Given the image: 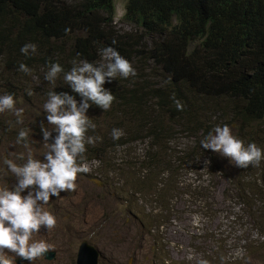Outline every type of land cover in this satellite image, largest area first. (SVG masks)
Listing matches in <instances>:
<instances>
[{
  "label": "trees",
  "instance_id": "obj_1",
  "mask_svg": "<svg viewBox=\"0 0 264 264\" xmlns=\"http://www.w3.org/2000/svg\"><path fill=\"white\" fill-rule=\"evenodd\" d=\"M126 7L123 20L136 27L131 31L117 28L115 0H0V68L17 69L25 62L47 70L49 59L68 62L60 57L65 48L54 44L72 35L77 36L71 53L80 61L99 64L105 48L118 49L138 75L113 79L105 87L116 97L115 120L129 128L118 141L103 136L101 146L122 148L129 157L128 147L145 143L139 146L140 177L127 180L135 196L150 187L164 195L184 188V195L209 201L215 178L227 175L200 146L213 123L234 124L237 136L264 147L258 141L264 137V0H128ZM29 41L38 44V53L26 58L20 48ZM173 94L184 103L182 111L170 99ZM182 139L185 146L174 150L173 143ZM188 170L198 175L199 184L181 181ZM242 171L246 175L232 181L237 190L230 185L227 192L243 204L246 217L259 215L251 223L263 230L264 210H255L264 209V161ZM204 177L211 179L207 186ZM155 197L161 214L152 211L141 222L153 236L167 224L160 221L162 212L175 209L173 199ZM211 264H219L217 258Z\"/></svg>",
  "mask_w": 264,
  "mask_h": 264
},
{
  "label": "rangeland",
  "instance_id": "obj_2",
  "mask_svg": "<svg viewBox=\"0 0 264 264\" xmlns=\"http://www.w3.org/2000/svg\"><path fill=\"white\" fill-rule=\"evenodd\" d=\"M126 1L115 0L116 19L121 30L133 29L120 20ZM76 36L72 35L54 44L65 48L64 53L60 54L61 58L69 59L68 62L62 63L65 70L71 68L73 61H80L71 53ZM105 62L107 56L104 53L100 63ZM31 69V75H26L20 71L17 73V69L11 66L0 68V94L14 93L17 107L25 109L23 124H16V117L11 113L0 114V158L8 155L15 157L16 154L25 152L23 146L12 147L17 131L21 127H31L33 139H42L40 123L47 124L42 105L47 98L48 90L58 85L56 91L71 93L70 87L63 85L62 78L53 85L44 80L46 70L40 69L37 65ZM8 76L9 79L4 80ZM27 89L33 91L32 96L27 95ZM229 113L226 111V114ZM88 115L97 124L95 130H90L96 142L94 145H87L83 161L91 171L78 174L75 191L61 192L59 198L52 197L48 204L42 205L44 210L56 215L57 224L51 230L42 227L39 233L33 234L32 239L47 240L52 244L55 249L49 252H55V258L48 259L45 256L37 259L34 264H77L79 247L85 240L100 250L99 264H197L200 258H206L210 262L217 258L221 264L222 256L225 258V264H264V219H261L263 230L253 226L251 222L258 220L259 215L253 216L252 219L246 217L247 210L244 211L243 204L234 199V193L227 192L235 178L246 175L242 171L245 168L237 167L228 157L209 149L213 160L227 170V175L214 180L216 188L212 193L213 199L201 203L199 199L197 201L184 195V188L175 193L168 194L166 191L167 195H164L160 192L155 194L156 189L150 187L143 189L141 195L135 196L127 180L140 177L142 165L139 167L138 165L141 164L143 151L139 146L142 149L145 143H136L138 146L128 147L131 150L129 157H126L127 151L122 148L114 146L115 149L105 150L100 144L103 136L107 139L112 138L111 131L114 127L122 129L124 134L125 128L129 127L122 125L124 124L122 121L115 120L116 115L112 107L105 112L100 107H90ZM10 123L13 125L11 129ZM216 124L222 125L220 120L212 126ZM107 125H110L109 128ZM231 127L233 134L237 135L235 125ZM254 130L261 133L263 129L261 126H255ZM239 137L246 143L249 141L241 135ZM258 141L264 143V137ZM186 142L185 139L177 140L172 147L180 151ZM32 146L34 152L43 151L39 141H35ZM138 153L141 154L137 156ZM110 169H113L111 173ZM165 178L169 183V177ZM181 178V181L185 180V186L200 183L197 181L198 175L191 170L184 172ZM204 179L206 183L203 184L207 186L211 179L210 177ZM15 183V177L0 175V186L11 187ZM238 185L233 183L231 190L236 191ZM161 188L166 189L163 185ZM205 190L211 193V189ZM26 192L27 190L25 194ZM228 195L232 197L231 201ZM155 196L165 201L167 197L173 199L175 209L173 213L162 212L160 221L163 223L165 219L167 224L153 236L141 222L152 211L161 214L162 203L158 202ZM167 203L172 205L170 201ZM262 210L264 209L257 208L255 211ZM2 255L12 260L13 264H32L28 260L19 263L17 259L21 257L8 249H5Z\"/></svg>",
  "mask_w": 264,
  "mask_h": 264
},
{
  "label": "clouds",
  "instance_id": "obj_3",
  "mask_svg": "<svg viewBox=\"0 0 264 264\" xmlns=\"http://www.w3.org/2000/svg\"><path fill=\"white\" fill-rule=\"evenodd\" d=\"M127 1L120 20L130 25L123 20L127 13ZM116 22L118 25L117 19ZM130 26L133 29L123 30L136 28ZM20 52L30 58L38 53V44L26 42ZM104 52L107 62L97 64L86 59L73 61L68 70L59 60L49 59L47 62L44 80L56 85V81L62 78L63 85L69 86L71 93L56 91L58 85L48 90L42 105L47 121L46 125L40 123L42 139H33L31 127H21L12 147L23 146L25 152L15 157L8 155L0 158V175L16 178L14 186H0V264H13L12 260L2 255L5 249L32 264L39 258H45L49 250L55 249L47 240L32 239L33 234L39 233L42 227L51 230L57 224L56 215L44 210L42 205L48 204L52 197L59 198L61 192L75 191L78 174L91 171L83 161L87 145L96 142V138L88 135V132L95 130L97 124L88 115V110L95 105L103 112L108 111L116 99L113 91L105 87V84L113 79L134 78L138 75L137 69L118 49L108 46ZM17 70L26 75L32 73L31 67L25 62H20ZM26 93L28 96L33 95L31 89H27ZM75 94H78L79 100ZM170 99L177 110L184 109V103L175 94ZM6 112L16 117V124L24 123L25 109L17 107L14 93L0 94V114ZM12 127L10 123L9 128ZM122 135L123 130L120 128L114 127L111 131L114 141H118ZM35 141L40 142L42 152H34L32 145ZM200 146L228 157L230 162L240 168L246 169L249 165L259 167L264 161V147L254 141L246 143L233 134L228 124L213 126L200 140ZM220 259L221 264H225V258L222 256ZM197 264L211 262L200 258Z\"/></svg>",
  "mask_w": 264,
  "mask_h": 264
},
{
  "label": "water",
  "instance_id": "obj_4",
  "mask_svg": "<svg viewBox=\"0 0 264 264\" xmlns=\"http://www.w3.org/2000/svg\"><path fill=\"white\" fill-rule=\"evenodd\" d=\"M46 258L53 259L55 258V252H47ZM101 258L100 250L91 244L88 240H85L81 243L77 256V264H99ZM19 263L27 261L23 258L17 259Z\"/></svg>",
  "mask_w": 264,
  "mask_h": 264
},
{
  "label": "bare ground",
  "instance_id": "obj_5",
  "mask_svg": "<svg viewBox=\"0 0 264 264\" xmlns=\"http://www.w3.org/2000/svg\"><path fill=\"white\" fill-rule=\"evenodd\" d=\"M222 184V183H221Z\"/></svg>",
  "mask_w": 264,
  "mask_h": 264
}]
</instances>
